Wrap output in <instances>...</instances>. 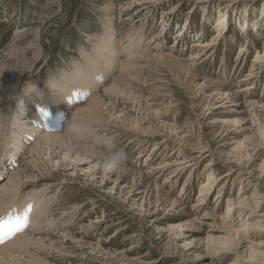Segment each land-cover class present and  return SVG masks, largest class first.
Listing matches in <instances>:
<instances>
[{
  "label": "rangeland",
  "instance_id": "1",
  "mask_svg": "<svg viewBox=\"0 0 264 264\" xmlns=\"http://www.w3.org/2000/svg\"><path fill=\"white\" fill-rule=\"evenodd\" d=\"M127 1L131 0H119L115 7L118 8ZM107 2L108 0L102 2L98 0H0V68L12 67L11 70L15 71V73L13 72L14 75L21 74L24 68L22 64L26 62L25 71L20 75L17 84L9 86L4 82V85L9 87L8 102L6 101L9 104L5 107V110H9L3 111L2 115L5 119L7 118L6 121L11 122L16 118L14 108L19 106L16 101H19L23 94L26 96L24 98L26 100L27 89L37 87L36 89L45 91L49 82L57 80L61 74L71 70L69 63L72 60L82 61L83 53H87L86 56L93 55L94 35H101L105 25V20L100 17L99 11ZM114 2L113 0L112 3ZM153 6L147 12H142L146 13L145 16L143 14L137 16L130 7L123 16L115 18L114 26L117 30L115 41L118 40L119 44L123 42L125 45L129 40L127 35L132 32L134 37H140L141 48L146 49L149 53L150 51L151 53L159 52L158 54L162 52L178 57V59H190L193 54L200 53L199 49L196 50L192 46L198 42L210 43L216 36L214 34L219 32L217 30H220L218 27L216 28V23L225 15L227 25L224 32L216 45L202 54L200 60H197L194 71L202 78L224 84L226 91L230 93L252 86L251 92H249L254 93L251 97L247 96L246 100L255 101L257 105L252 110L248 108L235 112H226L225 109L221 108L214 109L221 102L216 103V105H211L212 102L207 103V93L205 92L203 95L201 92L194 91L189 81L184 83L182 75L180 76L179 73V66H176L173 61H166V59L142 61L144 64H140V70L137 72L139 74L136 76L139 80L133 79L132 85L131 83L128 84L138 92L134 101L121 97L112 98L115 112H120L148 131L161 129L166 123L167 128H179V130L186 132V140H189V143L186 144V148L181 149L183 151L180 153V157L174 155V158L169 159L173 152L170 148L166 151L168 158L164 160L160 156L163 153L160 147L159 151L153 152L150 161L145 163L153 144L161 141L162 136L161 138L160 136L156 137V141L151 143L144 142L142 139L139 140L140 142L137 140L131 142L124 128L105 121V123L102 122V126L96 127L94 130L99 137L101 135L102 139L105 136L115 139L117 148L122 149L128 156L127 170H147L148 166H155L161 161L171 162L179 159L190 162V169L180 173V176L177 175L175 178L177 182L171 191V195L176 198L182 190L185 179L189 177V172H191L190 187L187 188L189 198L186 200L180 198L188 207L196 200L199 191L198 186L206 182L209 172L205 166L206 163L214 160L212 171L216 172L212 177L214 178L213 188L208 191V208L195 215L198 217L196 218L197 221H192V218H182L179 212L175 214L168 208H160L156 212L153 205L147 203V206L146 202L142 204L137 202L136 205H133L132 197L126 195L127 191L122 192L121 189H116L112 192L114 194L110 196V189L114 186L112 182L108 185L98 186L100 177L98 173L95 185H91L93 192L98 193L93 194L92 191L90 192L88 188H84L77 182L78 178L76 181L75 177L67 176L74 171L71 166H68L66 167L67 171H64L65 174L62 171H56L58 178L52 180L54 183L52 182L51 186L60 187L46 192L48 199L51 200L54 197L52 203H49L50 200H45L48 203L46 212L51 213L49 220H56L60 216L62 218L60 223L66 222L68 227L61 229V224L58 223L56 227H52L49 229L50 232L44 235L48 236L46 238H50V236L53 237V234L63 230L66 234L67 232L70 233L74 237V241L64 239L62 236L59 239L50 238L52 242L60 241L66 249V252L58 249V251L55 249L54 252L52 251L53 248L50 249L51 251L48 250L47 254L50 258L48 262L50 264H235L239 253L243 251L241 248L244 245L247 247V242L264 243V230L262 231V228L257 226L258 224L262 225L261 220L264 221V215L262 216L264 214V169H262L264 163H261L264 160V109L261 108L264 105V57L260 59L263 61V66L260 65L261 63L255 64L253 77L244 82V78H247L246 76L254 65L252 60L257 55L261 57L264 51L261 47L262 40H264V0H168ZM173 10L175 11L172 12ZM20 31L23 32L22 36L16 34ZM35 34L38 37L36 43L34 41ZM14 37L18 38L15 40ZM149 39L153 40L154 43L148 45ZM226 40L228 44L224 42ZM246 43L249 47L247 52L245 55L243 53L238 55V47L244 46ZM173 44L175 46L170 48ZM28 45L33 47L24 55V59L20 54ZM123 45L120 49H123ZM14 54L20 55L18 61L13 60ZM122 54H119V60L124 57V53ZM172 65L173 67H171ZM5 70L3 72L4 77L9 78L8 74L6 76ZM86 71L88 77L94 76L92 69L89 70L91 72ZM107 74L109 77L105 76V82L98 86L95 94L88 93L78 102L83 103L87 97L96 95L116 72L110 74L107 71ZM17 79L18 77H15L12 80L13 84ZM15 94L17 96L20 94V96L15 98ZM71 94L73 95L74 92ZM76 102L74 101L72 104L74 105ZM32 105L35 107L34 104ZM73 105L68 110V115L71 109L76 107ZM224 107L227 108V104H224ZM35 112L33 111V114ZM39 116L40 113L36 112L37 122H41V116ZM23 120L18 118L17 122H23ZM222 120H229L233 124L240 121V124L231 127L230 133L227 134L219 130V122ZM127 122L126 124H130ZM28 126L30 125L28 124ZM62 126L58 125L57 127L61 129ZM11 131H7L9 134L6 132L7 142ZM85 144L88 145L89 143L86 142ZM237 145L243 146V150L240 152L245 154L244 157L242 153L235 151ZM202 148V151H207L205 155H208V158L204 162H201L200 159L199 163L196 164L195 159L199 156L196 151H201ZM25 151L26 149L23 154ZM173 153H178V151ZM23 154L17 156L20 158ZM60 157L61 154H58L57 159ZM18 161L19 159L16 158V162ZM88 167L86 164L80 166L83 169L78 171L80 180L84 181L89 178L91 173L89 174L87 171ZM3 170L5 169H0L1 172ZM3 177L6 179V175L0 176V185L5 180ZM146 177L150 183L160 185L166 178V172H154V174H148ZM114 179L115 176L109 180L113 181ZM124 182L116 185L121 188L124 186ZM43 184L44 182H40L32 185L35 187H29L27 190L35 189L34 191L26 190V194L15 199L17 202L15 201L14 208L22 207L27 201L26 198L35 195L36 198L33 200H36V204L34 203L32 211H29L31 213V217L28 218L30 226L35 220L32 213L38 203L37 197H41L39 193H44L42 191L46 190ZM192 186L194 187L192 188ZM168 188L165 186V190ZM239 188L243 189L242 198L248 199L247 204L253 205L259 202V208L255 211L256 216L250 215L247 223L242 224L250 213L248 211L242 221L235 217L234 222L223 223L219 218L224 217L227 211L226 200L228 198L235 199ZM119 191L122 193L119 194ZM219 193L220 198L217 202L215 199ZM23 197H25L24 200ZM91 197L96 198L98 202L93 204L94 202L89 200ZM137 197L139 198V196ZM63 200L66 201L62 203ZM19 201L20 203H18ZM22 201L23 203H21ZM216 205L220 206L219 212L213 211ZM58 208L60 210H57ZM61 208L63 210L68 208L64 211L66 214H61ZM205 212L216 217L204 218ZM96 218L101 222L94 227L92 220ZM188 221L192 222L190 223V230L170 233L172 227L180 226ZM206 224L211 225V228L207 229ZM244 226H248L247 234L245 237L241 236L242 241L237 250L230 246L221 247L215 243L217 240H213L229 238L228 233H236L237 230L244 231L242 230ZM204 230V233L200 232ZM40 233L42 234L43 231ZM92 244L97 245L93 246ZM241 257L243 260H237L238 264H247V254ZM21 258L24 262L30 261H26V256Z\"/></svg>",
  "mask_w": 264,
  "mask_h": 264
},
{
  "label": "bare ground",
  "instance_id": "2",
  "mask_svg": "<svg viewBox=\"0 0 264 264\" xmlns=\"http://www.w3.org/2000/svg\"><path fill=\"white\" fill-rule=\"evenodd\" d=\"M98 1L102 2L104 0H98ZM114 1L115 2L112 3L113 0H108L107 4L103 5L102 9L99 11L101 14L100 17L105 20V25L103 26V33L101 35H98V34L94 35L95 37L93 39V41H94L93 55L92 56H86L88 54L83 53L82 54V58H83L82 61L77 62L75 60H72L69 63L71 70L61 74L57 80L49 82L48 86L45 84L46 85L45 91L38 90V89H36L37 87L27 89L26 90L27 91L26 100L24 99L26 96H24V94H23V96L21 98H19V101H16V103H18L19 106L14 108V113H15L16 118L11 122L6 121L7 118L5 119L4 116H2L3 111L6 112L9 110V109L5 110L6 105L9 104V103H7L8 102V96H9V93H8L9 87L5 86L4 82H6L9 86L17 84L20 77H21L20 75H22V73L25 71L24 69L26 68V64H25L26 62L24 64H22V67H24V68H23V71L21 74H15L14 75L13 72L15 73V71L11 70L12 67L9 68L8 66H6L4 68L1 67L2 69L0 68V169L1 168L5 169V170H3V172L0 171V176L6 175V179L3 177L5 180L0 185V216H8L9 214H11L13 212V208L15 205L14 204L16 201L15 199L22 194L23 195L26 194L25 191L27 190V188L35 187L32 185H36V183L44 182V184H43L45 186L44 189H46V190L42 191L44 193H39L41 195V197L40 196L37 197L38 203L35 206L33 213H32L35 217V220L31 226L29 225L30 226L29 229H27V230L25 229L22 232L17 233L15 236H13L7 242L5 241L3 243H0V264H50L48 262V259H50L48 254H47L48 250L53 248V250L52 249L51 250L54 252H55V249H56V251L61 250V251L66 252L65 251L66 249L64 248L62 243H60V241L52 242L51 241L52 239H55V238L59 239V237L62 236L64 239H69L71 241L72 240L74 241V237L71 236V234L68 232H67V234L64 233L63 230H60V232L57 234H53V237L50 236V238H52V239L46 238L48 236L44 235L47 232H50L49 229H51L52 227H56L57 224L60 223V221L62 219L59 216V218L57 217L56 220H51V219L49 220V215H51V213L49 212L50 213L49 214L48 212H46L47 211L46 206L48 205V203L45 202V200H47V201L50 200V198L48 199V197L46 196V192H48L49 190H52V189L56 190L60 187V186L57 187V185H55V187L51 186L52 182L54 183V181H52V180L55 178H58V174L56 173V171L64 172L66 170V167H68V166H65L62 164L61 157L59 159H57L58 154L61 153L59 141H60L61 136L63 135V129L65 127L66 122L77 121V122L82 123L86 127L87 133H86V136L82 142L84 145H87V144H85L86 142H88L89 144L90 143L98 144L101 141V140H99V139H102L101 135L99 137L96 130H94V128H96V127L99 128L100 126H102V124H103L102 122L105 121L107 123H115V125H119L121 128H124L125 131H127L126 134L129 137V140L131 142H133L135 140L140 142L141 141L140 139H142L144 142L146 141L148 143H151V142L156 141L155 140L156 137L160 136V138H161V136H162L161 141H159L157 143L155 142L153 144V147L151 149V153L149 156L146 157L145 163L147 161H150V157L152 156L153 152L159 151L160 147L162 148L161 150L163 151V153H161L162 155H160L162 159L166 160L168 158V157H166V151L169 150L170 148L172 149L173 152L178 151V153L172 152L169 159L174 158V155L177 157H180V153L183 151L181 149L186 148V144L189 143L188 142L189 140H186V138H187L186 132H184L181 129L179 130V128H174V129L173 128H167L166 123H164V126L161 129H157L155 131L150 129L148 131L146 128L140 126L139 124H136L135 121H131V119L129 120V118H126L120 112H115L116 109H115V106L112 102L113 101L112 98L121 97V98L126 99V100L134 101L135 95L138 92H136V89L131 88L128 84L131 83L133 79L136 81L139 80V79H137L136 76L139 74V73L137 74V72H139L138 70H140V68H139L140 64H144V63H142V61L146 62L147 60L149 61L150 59H153V60H157V59L158 60H164V59H166V61H173L176 64V66H179V73H180V76L182 75V80L184 81V83H185V81H187V82L189 81L191 83V86H192L191 88L194 91L201 92V93H203V95L205 92L207 93V98H206L207 103L210 104V102H212L213 104H211V105H216V103L218 104L221 102V104L216 106L214 109L221 108V109H225L226 112H235L238 110H243V109H248V108H250L252 110L257 105V103H255V101L252 102L250 100H246L247 96L251 97L252 93H254V92L250 93L251 92L250 89L252 88V86H247L241 91H236V92L230 93V92L226 91V87L224 86V84H220L216 81L213 82V80L202 78L199 74H197L194 71V67L196 66L195 63H197V60L198 59L200 60V57L202 56V54L206 53L207 51H209L210 49H212L216 45L220 36L224 32V29L227 25V19H226L225 15H223V17H221L219 19L221 21H219V20H218V22L216 21L217 22L216 28L218 27L220 30H217L219 32L214 34L216 36L212 39V41L210 43L198 42L196 45L192 44L193 45L192 48L195 47L196 50L199 49L200 53L193 54L190 59H178V57L177 58L173 57L170 54H163L162 52H161V54H158L159 52L158 53H151V51L149 53V51H147L146 49H142L140 44H139L140 37H137V38L134 37V35H132V32L127 35V39H129V40L125 45H123V42L119 44L118 40L115 41V38H116L115 34L117 31L115 29V26H114L115 18H120L121 16H123L124 13L130 9V7L132 10H134V14L136 13L137 16H138V14L144 15L146 13H142L143 11L147 12V10L151 6H153L155 4H159L160 2H166L168 0H131V1H129V2L127 1L125 3L123 2L122 6H120L118 8H116L115 5H116V2H119V0H114ZM160 6H162V5H160ZM153 8H154V6H153ZM174 11L175 10H173L172 12H174ZM136 20H138V19H136ZM244 25H245V23H244ZM117 29H119V28H117ZM130 31H131V29L129 30V32ZM16 34H20L22 36L23 32L22 31L16 32ZM34 36H35L34 41L36 43L37 38H38L37 34H35ZM181 37H182V35H181ZM17 38L18 37H14L13 39L16 40ZM138 38H139V40H138ZM151 39H149L147 41L148 45L154 43V41ZM262 41H263V43L261 44L262 45L261 47L264 49V40H262ZM224 42L226 44H228L227 40ZM122 45H123V49H120ZM174 46L175 45L173 44L170 48H173ZM32 47H33L32 45H28L27 47H25L21 51L22 53L20 52L21 53L20 55L24 58V55H26L28 50H31ZM146 47H148V46H146ZM192 48H191V50H192ZM248 48L249 47H248L247 43L244 46L238 47L237 54L240 55L243 53V55H245ZM139 50H141V51H139ZM122 53H124V57H122V59L119 60L118 59L119 54H122ZM15 54H14L15 58L13 60L18 61L20 55L17 56ZM194 55H196V56H194ZM263 57H264V51H263V54L261 55V57H259L258 55L255 56V59L252 60V63L254 65H252L249 74L246 76L247 78L246 79L244 78V82L251 80V78L253 77V73L255 71V69H254L255 64L261 63L260 65L263 66L262 65L263 61H260V59ZM214 58H215V56H214ZM23 61H21V62L23 63ZM114 63H115V65H114ZM175 64H173V65H175ZM173 65L171 67H173ZM18 66H20V65H18ZM114 67H117V68L115 69ZM89 68L93 70V74H94V76L92 77L93 79L86 75V72H87L86 70L89 71L90 70ZM4 70L6 71L5 72L6 76H7V74L9 75L8 76L9 78L4 77V73H3ZM27 71H29V69H27ZM107 71L110 72V74L113 72H116V74H114L109 79L108 83L106 82L103 85V87L99 90V92L96 95H94L92 97H87V99L83 103H79L78 105H75L76 107L71 109V112L68 115V110H70V108L73 105L72 103H74V101L78 102L80 100V98H83V96L88 94V93H94V92L96 93V91L98 90L97 89L98 86L100 84H103V82H105L104 81L105 76L109 77L107 74ZM89 72H91V71H89ZM16 73H18V72H16ZM258 74H260V73H258ZM15 77H18V79L13 84L12 80H14ZM2 78H3V80H2ZM131 85H132V83H131ZM252 85H253V83H252ZM43 89H44V87H43ZM71 91L76 93L77 95H75V96L72 95ZM21 92H20V94H21ZM20 94L18 96H17V94H15L14 97L15 98L19 97ZM34 95H36V96H34ZM64 96L69 98L68 102L69 101H72V102L66 103L67 100L66 101H64V99L62 100V98H64ZM139 103H140V101H139ZM32 104H34L35 107H33ZM224 104H227V108L224 107ZM2 106H3V108H2ZM49 106H51L52 108L48 110V113H49L48 118L47 119L41 118V122H37L36 117H35L36 112L39 113L40 109L46 110ZM261 108L264 109V105H262ZM231 109H233V111H231ZM33 111L34 112L36 111L35 114H33ZM244 112H246V111H244ZM247 112H248V110H247ZM18 118L24 119L23 122H21V121L17 122ZM27 121H29L31 123H28ZM138 121H139V119H138ZM126 122L130 123V124H126ZM28 124L30 126H28ZM219 124H220L219 130H222V132H226L227 134H229L230 133L229 130L231 129V127H233L234 125H239L240 121H236V124H233L229 120H222L219 122ZM58 125H63L62 126L63 128H61V129L58 128L57 127ZM8 130H12V131L10 132V135L8 136V142H7L6 132ZM43 130H45V131H43ZM218 133H219V131H218ZM7 134H9V132H7ZM9 140H11V141H9ZM258 144H260V143L258 142ZM260 148H262V147H260ZM25 149H26V151L23 154ZM174 149H176V150H174ZM200 150L201 151H199V150L196 151L199 153V156L195 159L196 164L199 163L198 161L200 159H201V162H204L206 160V158H208V155H205L207 151H202L203 148ZM240 150H243V146L237 145V147L235 148V151L240 152ZM254 150L256 151L255 148H254ZM191 151H193V150H191ZM240 153H242L243 157L245 156V154L242 151ZM21 154H23V155H22V157L19 158V156ZM17 155H19V156H17ZM16 158L19 159L18 162H16ZM55 159H57V160H55ZM189 163L190 162H185V160L177 159V160L171 161V162L161 161L158 164L155 163L156 164L155 166H148L146 168L147 170L137 171V170H127L126 169L121 175L115 176V179L113 181H110V180L105 181L101 177H99V179H98L99 185L98 186L108 185L112 182L114 184V186L110 189V192H109L110 196L114 194V193H112L114 190H116V189L120 190L121 189L122 192L127 191L126 192L127 196L132 197L131 201H132L133 205H136L137 202H141V204L146 202V204L148 203L149 205L150 204L153 205V207H154L153 209L156 212L160 208H168L169 210L174 211L175 214H177V212H179L181 214L182 218H186V219L192 218V221H194V220L197 221L196 218H198V217H195V215L200 214L201 212H203L204 210H206L208 208V200H207L208 199L207 196L209 193L208 191L213 188L214 178H212V177L216 171L215 172L212 171V168H213L212 166H213L214 160H211L208 163H206L205 166L209 169V172L207 175L208 177L205 180L206 182L204 184H201L198 186L199 191L197 192L196 200H195V202L192 203V205L190 207H188V206H186V204H184L183 200H186L189 198L188 193H187V188L190 187L189 180H190L191 172H189V174H188L189 177L185 179V181L182 185V190L180 191V193L177 195L176 198L171 195V191L173 190V188L177 182V180H175V178L177 177V175L180 176L179 175L180 173L187 171V169L190 167ZM261 163L263 164L264 160ZM143 166H145V165H143ZM233 166H235V165H233ZM71 169L74 171H72V173L69 175L67 174V176L75 177L76 181L78 178L77 182H79L84 188H88V190L90 192L91 191L93 192V190L91 188L93 186H91V185H95L94 183H96L95 179H97V173H91V174L89 173L90 174L89 178L87 180L83 179L84 181H82L78 177V171H82L83 169L80 167L79 168L71 167ZM262 169H264V166L262 167ZM206 171H204L205 174H206ZM154 172H160V173L166 172V178L164 179L162 184L159 185L157 183H150L148 181L146 176L148 174L152 175V174H154ZM239 172H240V170H239ZM64 174H65V172H64ZM126 177H128V178L125 179ZM157 177H155V180H157ZM55 180H57V179H55ZM124 180H126V181L124 182ZM123 182H124V186L121 188H119L116 185V184H120ZM58 183H60V182L58 181ZM165 186L169 187L168 190H165ZM193 187L194 186H192V188ZM31 190L34 191L35 189H31ZM31 190L28 189L27 191L30 192ZM122 192L119 191V194ZM242 192H243V189L239 188L237 197L235 199L228 198L226 200L227 201V203H226V208H227L226 210L227 211L225 212L224 217L219 218V220H221L223 223H226V222L228 223L230 221L234 222L235 217L241 219V221H242V218L245 217V214L248 211H250V213L246 216V219H245L246 221L243 222L242 224L247 223V220L250 219V215L254 214L253 217L256 216L255 211L259 208V202H256L253 205L247 204L246 202H248V199L242 198L243 194H244ZM31 193L34 194V192H31ZM94 193H98V192H93V194ZM28 196H30V195H28ZM34 196H31L30 198L28 197V198H26V200L27 199L33 200V198L34 199L36 198ZM137 196H139V198ZM219 196H220V193L217 195L215 201L219 202L218 201L220 198ZM180 198H183V200H181ZM24 199H25V197H23V200ZM53 200H54V197L51 198L49 203H52ZM89 200L93 201L94 202L93 204H96V202H98V200H96V198H94V197H91ZM65 201L66 200H63L62 203H64ZM35 202H36V200H35ZM18 203H20V201ZM21 203H23V201ZM148 204H147V206H148ZM20 205H22V204H20ZM18 206H19V204H18ZM57 210H60V208H58ZM65 210H68V208L64 209V210L62 209L61 214H66V213H64ZM213 211L219 212L220 206L216 205L214 207ZM148 213H149V211H148ZM263 215L264 214H262V216ZM211 216H215V215L207 213V212H205L203 214L204 218H213ZM92 221H93L92 224L94 225V227L98 226V224L101 222L98 218H96ZM156 222H158V221H156ZM260 222L262 223V225L258 224L257 226L261 227L262 228L261 230L263 231L264 230V221L261 220ZM27 223L29 224L28 218H27ZM190 223H192V222L188 221L187 223L182 224L180 226L172 227L170 229V233H172V234L175 232L181 233V232H185L187 230H190L191 229ZM60 224H61V226H60L61 229H66L68 227L67 226L68 224L66 222H62ZM205 226H207V229L211 228V225H209V224H206ZM46 227H48V228H46ZM247 227L248 226H244V229H242L244 231L237 230L236 233H233V232L228 233L229 238H226L223 240H220V239H213V240L214 241L217 240L215 243L219 244L221 247H229L230 246V247L236 248L235 250H237L240 248L239 245L242 241L241 236L245 237L247 234ZM42 231H43V233L41 234L40 232H42ZM221 231L224 232L223 229H221ZM200 232L204 233L205 230L200 231ZM247 243H248L247 247L244 245V247L241 248V249H243V251L241 253H239L237 260L242 261L243 259L241 256L247 254V258H246L247 264H264V260H263L264 259V243L263 242L262 243H259V242L254 243L252 241L247 242ZM82 245H83L82 247H84V244H82ZM89 245L90 244H88V246ZM92 245L96 246L97 244H92ZM219 252H221V251H219ZM22 256L23 257L26 256L27 257L26 261H28V260H30V261H28V262L22 261V258H21ZM60 259H62V258H60ZM237 260H236L235 264H238Z\"/></svg>",
  "mask_w": 264,
  "mask_h": 264
},
{
  "label": "clouds",
  "instance_id": "3",
  "mask_svg": "<svg viewBox=\"0 0 264 264\" xmlns=\"http://www.w3.org/2000/svg\"><path fill=\"white\" fill-rule=\"evenodd\" d=\"M86 133L82 123L66 122L59 141L62 164L73 168L86 164L89 173H98L105 181L121 175L126 170L128 156L117 148L115 139L105 136L98 144L84 145Z\"/></svg>",
  "mask_w": 264,
  "mask_h": 264
},
{
  "label": "snow or ice",
  "instance_id": "4",
  "mask_svg": "<svg viewBox=\"0 0 264 264\" xmlns=\"http://www.w3.org/2000/svg\"><path fill=\"white\" fill-rule=\"evenodd\" d=\"M77 95L76 93L73 94ZM70 103L72 101H69ZM42 119H47L49 113L45 109L39 110ZM27 227V216L19 215L13 216L9 214L8 216H0V243L11 239L17 233L22 232Z\"/></svg>",
  "mask_w": 264,
  "mask_h": 264
}]
</instances>
